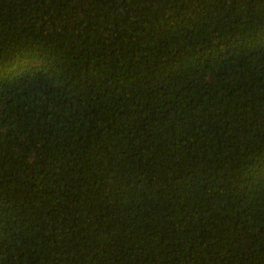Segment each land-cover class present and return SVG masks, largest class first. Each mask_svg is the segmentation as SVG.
<instances>
[{
  "label": "trees",
  "instance_id": "16d2710c",
  "mask_svg": "<svg viewBox=\"0 0 264 264\" xmlns=\"http://www.w3.org/2000/svg\"><path fill=\"white\" fill-rule=\"evenodd\" d=\"M0 264H264V0H0Z\"/></svg>",
  "mask_w": 264,
  "mask_h": 264
}]
</instances>
